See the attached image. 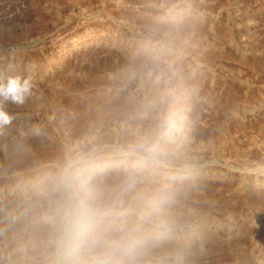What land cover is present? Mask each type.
Listing matches in <instances>:
<instances>
[{
	"label": "rangeland",
	"instance_id": "1",
	"mask_svg": "<svg viewBox=\"0 0 264 264\" xmlns=\"http://www.w3.org/2000/svg\"><path fill=\"white\" fill-rule=\"evenodd\" d=\"M17 74L34 87L0 129V264H40L39 216L8 213L55 165L116 163L150 127L167 164L151 254L264 264V0H0V79Z\"/></svg>",
	"mask_w": 264,
	"mask_h": 264
},
{
	"label": "clouds",
	"instance_id": "2",
	"mask_svg": "<svg viewBox=\"0 0 264 264\" xmlns=\"http://www.w3.org/2000/svg\"><path fill=\"white\" fill-rule=\"evenodd\" d=\"M33 87L30 76L0 79V129L15 119L5 104H25ZM145 117L142 112L140 118ZM101 151L69 153L9 218L39 216L44 225L40 264H168L150 249L153 229L165 226L167 186L154 187L156 169L167 166L159 129L147 128L117 150L116 163ZM117 169L118 182L111 185L108 176Z\"/></svg>",
	"mask_w": 264,
	"mask_h": 264
}]
</instances>
